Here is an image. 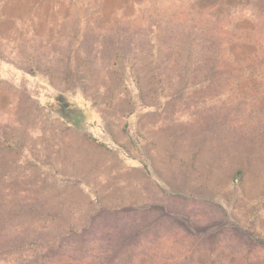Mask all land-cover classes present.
Returning a JSON list of instances; mask_svg holds the SVG:
<instances>
[{"label": "rangeland", "instance_id": "obj_1", "mask_svg": "<svg viewBox=\"0 0 264 264\" xmlns=\"http://www.w3.org/2000/svg\"><path fill=\"white\" fill-rule=\"evenodd\" d=\"M0 264H264V0H0Z\"/></svg>", "mask_w": 264, "mask_h": 264}, {"label": "trees", "instance_id": "obj_2", "mask_svg": "<svg viewBox=\"0 0 264 264\" xmlns=\"http://www.w3.org/2000/svg\"><path fill=\"white\" fill-rule=\"evenodd\" d=\"M56 103H57L58 105H61V106H62V108H61L62 111L65 109V107H67V106H68V108L70 107V105H68L67 102H63L62 99H59V98L56 99ZM66 111H67V110H66ZM68 111H69V110H68ZM67 113H70V111L67 112ZM63 116L66 117V118L68 117L67 114H65V112H64ZM70 117H71V116H70ZM68 119H69V117H68ZM240 173H241V172H237L238 175H239Z\"/></svg>", "mask_w": 264, "mask_h": 264}]
</instances>
